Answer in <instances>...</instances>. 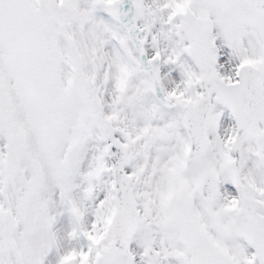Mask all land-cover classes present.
Returning <instances> with one entry per match:
<instances>
[{
	"label": "snow or ice",
	"instance_id": "1",
	"mask_svg": "<svg viewBox=\"0 0 264 264\" xmlns=\"http://www.w3.org/2000/svg\"><path fill=\"white\" fill-rule=\"evenodd\" d=\"M0 264H264V0H0Z\"/></svg>",
	"mask_w": 264,
	"mask_h": 264
}]
</instances>
